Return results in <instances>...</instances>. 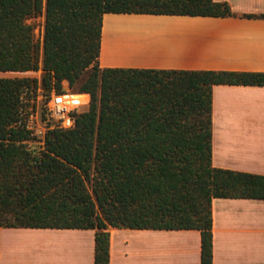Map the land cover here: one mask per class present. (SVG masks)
I'll use <instances>...</instances> for the list:
<instances>
[{
	"label": "trees",
	"instance_id": "16d2710c",
	"mask_svg": "<svg viewBox=\"0 0 264 264\" xmlns=\"http://www.w3.org/2000/svg\"><path fill=\"white\" fill-rule=\"evenodd\" d=\"M223 16L213 0H0V71L41 70L43 88L87 93L68 129L27 147L13 127L30 77L0 78V228L94 229V264H109L107 226L194 229L212 262L211 200L264 199V176L211 165L213 84L264 86V72L101 68L104 13ZM43 15L42 36L30 21ZM79 98V96H75Z\"/></svg>",
	"mask_w": 264,
	"mask_h": 264
},
{
	"label": "crops",
	"instance_id": "0c3cea01",
	"mask_svg": "<svg viewBox=\"0 0 264 264\" xmlns=\"http://www.w3.org/2000/svg\"><path fill=\"white\" fill-rule=\"evenodd\" d=\"M213 1L230 14L104 13L99 67L264 72V0ZM40 75L0 71V78ZM210 120L211 165L264 176V86L213 84ZM211 218V264H264V199L213 198ZM106 230L109 264H200L198 230ZM94 234L2 227L0 264H94Z\"/></svg>",
	"mask_w": 264,
	"mask_h": 264
},
{
	"label": "built area",
	"instance_id": "2783aa9c",
	"mask_svg": "<svg viewBox=\"0 0 264 264\" xmlns=\"http://www.w3.org/2000/svg\"><path fill=\"white\" fill-rule=\"evenodd\" d=\"M57 91L52 88L46 90L37 78L35 86H26L20 93L17 104L16 120L13 127L29 133L32 139L26 141L27 147L35 149L37 144L41 148L44 136L51 129H68L73 127L76 114L87 109L89 94ZM72 96H83V99L72 101Z\"/></svg>",
	"mask_w": 264,
	"mask_h": 264
},
{
	"label": "rangeland",
	"instance_id": "374dc122",
	"mask_svg": "<svg viewBox=\"0 0 264 264\" xmlns=\"http://www.w3.org/2000/svg\"><path fill=\"white\" fill-rule=\"evenodd\" d=\"M31 22H33L35 24V36L36 38H39L40 39V32H39V27L42 25V21L40 19L39 16L33 18V19H30ZM41 76V75H40ZM40 78V77H39ZM63 86L66 87L67 86V83L64 82L63 83ZM64 91H67V89H65ZM71 92V91H70ZM34 148L38 149V145L37 144H33L32 145Z\"/></svg>",
	"mask_w": 264,
	"mask_h": 264
},
{
	"label": "bare ground",
	"instance_id": "6f19581e",
	"mask_svg": "<svg viewBox=\"0 0 264 264\" xmlns=\"http://www.w3.org/2000/svg\"><path fill=\"white\" fill-rule=\"evenodd\" d=\"M83 96H79V98H75V96L70 97V99H72V101L76 102L77 99H83Z\"/></svg>",
	"mask_w": 264,
	"mask_h": 264
}]
</instances>
